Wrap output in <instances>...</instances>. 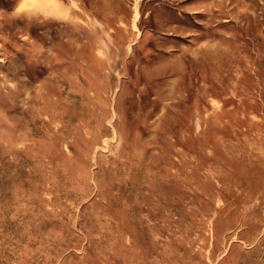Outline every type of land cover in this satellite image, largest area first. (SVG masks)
Listing matches in <instances>:
<instances>
[{
	"label": "rangeland",
	"instance_id": "374dc122",
	"mask_svg": "<svg viewBox=\"0 0 264 264\" xmlns=\"http://www.w3.org/2000/svg\"><path fill=\"white\" fill-rule=\"evenodd\" d=\"M0 0V264H264V0Z\"/></svg>",
	"mask_w": 264,
	"mask_h": 264
},
{
	"label": "clouds",
	"instance_id": "9594fccd",
	"mask_svg": "<svg viewBox=\"0 0 264 264\" xmlns=\"http://www.w3.org/2000/svg\"><path fill=\"white\" fill-rule=\"evenodd\" d=\"M35 0H19L17 8L20 13L28 14L33 11Z\"/></svg>",
	"mask_w": 264,
	"mask_h": 264
}]
</instances>
